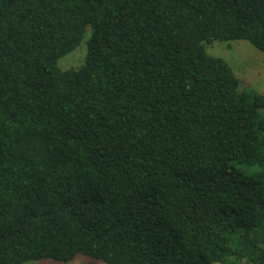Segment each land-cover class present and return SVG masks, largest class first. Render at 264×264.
I'll list each match as a JSON object with an SVG mask.
<instances>
[{"label": "trees", "instance_id": "16d2710c", "mask_svg": "<svg viewBox=\"0 0 264 264\" xmlns=\"http://www.w3.org/2000/svg\"><path fill=\"white\" fill-rule=\"evenodd\" d=\"M236 39L264 53V0H0V264H264Z\"/></svg>", "mask_w": 264, "mask_h": 264}, {"label": "rangeland", "instance_id": "374dc122", "mask_svg": "<svg viewBox=\"0 0 264 264\" xmlns=\"http://www.w3.org/2000/svg\"><path fill=\"white\" fill-rule=\"evenodd\" d=\"M86 42V41H85ZM82 42L73 52L62 57V68L78 67L84 60L86 43ZM210 53L224 57L240 78L241 87H253L264 93V53L245 39L229 42L215 40L207 45ZM23 264H106L84 254H78L70 261H58L49 258L31 259ZM219 264V263H214Z\"/></svg>", "mask_w": 264, "mask_h": 264}]
</instances>
